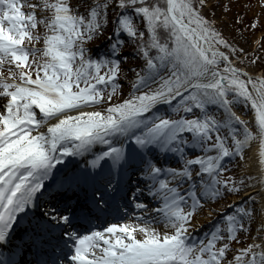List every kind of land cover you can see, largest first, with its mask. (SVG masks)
Returning <instances> with one entry per match:
<instances>
[{
	"label": "rangeland",
	"instance_id": "obj_1",
	"mask_svg": "<svg viewBox=\"0 0 264 264\" xmlns=\"http://www.w3.org/2000/svg\"><path fill=\"white\" fill-rule=\"evenodd\" d=\"M15 1V45L6 47L4 54L0 52L4 60L3 63L0 57V95L4 97L1 101L3 107L13 103L24 106L15 117L4 114L2 116L11 118L16 124L23 123V120L29 118V114L36 110L37 117L40 118L36 131H39L44 125L43 116L50 117L47 115V105L61 107L56 109L60 114L63 113L61 111L74 108L81 102H87L96 104L95 113L100 116L97 119L108 116V120L102 122L106 125L131 109L142 108L155 94L156 85H167L165 89L170 91L172 86L180 85L195 72L190 68L192 60L186 69L185 64L193 56L184 48H181L179 57L161 58L157 67L152 68L146 64L145 72H136L133 67L139 60L134 61L136 49L130 46L131 51L125 49L122 53L127 60H120L122 64L119 70L123 76L120 81L121 95L110 101L102 94V91L105 92L104 87H108L107 82L94 86L92 84L96 82L97 75L88 76L85 73L84 65L88 61L91 62L89 54L95 50L94 47L85 45L86 48L81 49L85 59L81 61L79 69L82 74L78 77L67 69L73 61L70 59L68 62L65 59V55L71 58L70 55L77 49L69 36L77 27L81 28L83 33H93L99 40L97 46H101L102 41L103 44L110 43L107 36L115 22L111 17L110 7L103 9L107 8L104 7L106 0H32L34 4L30 8L26 0ZM195 1L194 5H188L189 13L185 14L186 17L195 24L200 23L208 32L210 42L227 52L238 67L256 76L260 74L264 78L262 1ZM182 33L193 40L189 33ZM122 34L124 37L130 35L128 29L123 30ZM163 55L168 57L169 54ZM144 56L145 52L142 51L139 57L142 64L146 62ZM210 60L211 67L217 64L219 72L220 69L226 71L221 70L220 75L228 76L226 79L232 91L223 89L219 84L214 92L200 93L204 103H200L201 112L197 113L202 118L208 112L204 117H209L205 122H200L199 126L205 130H217L216 135H210L208 132L210 137L203 140L201 133L192 134L187 120L177 114L170 119L169 127H163L157 109L148 119L143 120V123L148 124L147 133L157 131L173 136L179 133L174 130L175 127L182 132L183 136L175 140L173 138L176 146L169 151V155L178 157L183 163L180 169L175 165V170L187 173L189 164L200 162L197 168L193 166V171H197L201 176L192 179H196V187H201L193 197L187 198L183 215L179 216V230L188 225L200 227L217 216L212 235L210 238L205 237L204 246L207 249L204 264H264V194L259 190L249 197L247 195L258 190L261 182L248 165L250 151L254 147L256 150L259 148L264 160V115L260 110L261 99L253 94L243 76L232 73L220 57L214 56ZM260 66L263 68H259ZM163 74L169 77L157 79ZM165 78L167 80L161 84ZM256 84L264 90V84L258 80ZM88 88L89 91L86 92ZM68 90L71 94L67 93ZM208 93L213 100L209 98ZM20 97L21 101H18L17 98ZM67 100L69 105H66ZM17 106L19 105L13 107ZM190 106L187 109L192 110ZM209 106H212L211 110ZM194 112L195 110L187 114L191 116ZM197 120L191 119L189 122L198 127ZM67 127L71 128L70 125ZM4 128L3 120L0 119V130ZM249 141L250 144L247 143ZM222 169L224 172L218 175ZM188 211L193 213L191 218L187 214ZM182 234L184 235V232ZM203 248L197 252L203 251Z\"/></svg>",
	"mask_w": 264,
	"mask_h": 264
},
{
	"label": "bare ground",
	"instance_id": "obj_2",
	"mask_svg": "<svg viewBox=\"0 0 264 264\" xmlns=\"http://www.w3.org/2000/svg\"><path fill=\"white\" fill-rule=\"evenodd\" d=\"M5 13L6 22L4 24V28L10 29V33L8 35L11 38L16 34L14 13L13 10L9 7L6 9ZM12 42H14V39L12 38L11 40L9 39L8 41H6V43ZM203 55L205 59L202 65V69L199 75L194 80V83L204 86H214L218 77L217 74L211 69L209 58L214 57L215 55H210L207 52H203ZM258 76L262 77L260 74ZM251 91L256 97H258L259 94L256 93L257 91L253 89H251ZM17 110L18 108H13L10 109V112H16ZM97 117L100 116L97 115L92 109L80 110L69 115L59 116L51 122H48L47 128L50 131L45 130L43 131V133H46L49 136L54 128L62 126L66 121H71L73 118H75L76 121H80L81 123H85L88 118H94L92 122L87 123L89 125H93L98 120L96 119ZM12 123H6V130H9V132L5 137L7 141H10V144L6 145L3 150H0V182L7 177L11 179V183L2 192L3 197L0 200V213L5 210L6 203L13 194L15 181L20 180L21 182H24L23 188H28L31 184L37 181L38 178L51 173L54 169V163H49V165L41 167V164L38 163L40 157H30L34 152L25 151V146L21 147L17 145L21 141L28 140L29 133L22 128H18L17 130H15ZM52 134L55 135V133ZM40 135L41 134L38 133L33 140L28 141V146H31L34 141L39 138ZM7 141H5L4 143H7ZM250 153V162L248 164L249 168L255 173V175L259 177V179H261V182L259 183L260 188L258 190L254 189L255 191H251L250 194L247 193L248 197L253 195L255 192H259V190L264 194V160L262 158V153L259 151V148L258 150H256V147H254L250 151ZM150 208L151 205H148V207L145 209L150 210ZM150 215H154L156 219H153L148 223L139 222V219L127 220L125 223L126 226L119 230L120 236H114L113 239L111 235H113L114 233L113 230H111V227L109 229H106L109 235L108 239H110V241L105 243L106 237H104L102 239V242L115 251L117 248H122L121 251H117L121 256L125 254L124 247L133 245L134 248H138V244L141 243L143 244L142 250L146 251L150 255H154L158 252H162V250H166V253L168 251L173 254V256L169 257L181 258L185 252L186 247L188 246L180 245V237H174L176 234L173 230V221L169 220L166 225H160L161 223L158 221V219L161 215L153 212H151ZM165 230H167V233L165 232ZM171 240L173 242L177 241V243L167 249H164V247ZM137 242L139 243L135 245ZM137 253L138 251H133L131 253L128 252V257L134 259L137 257ZM104 258L106 257H103L102 259Z\"/></svg>",
	"mask_w": 264,
	"mask_h": 264
},
{
	"label": "trees",
	"instance_id": "obj_3",
	"mask_svg": "<svg viewBox=\"0 0 264 264\" xmlns=\"http://www.w3.org/2000/svg\"><path fill=\"white\" fill-rule=\"evenodd\" d=\"M115 3L114 6L118 7L120 12L126 13V15L133 19L136 29L137 27L140 28L139 25L142 24L141 30L135 34L134 39L140 47H145L149 50L151 55H154L157 50L153 49L152 42L157 43V48L179 45L178 41L180 37L167 17L165 0H116ZM195 3V0H177L179 7L182 5H194ZM138 9L142 12L140 15ZM194 21L196 22V20ZM197 25L208 36L206 29L200 23ZM149 30L152 31L150 37L140 36V32L142 35H146ZM259 68H263V66Z\"/></svg>",
	"mask_w": 264,
	"mask_h": 264
},
{
	"label": "water",
	"instance_id": "obj_4",
	"mask_svg": "<svg viewBox=\"0 0 264 264\" xmlns=\"http://www.w3.org/2000/svg\"><path fill=\"white\" fill-rule=\"evenodd\" d=\"M171 1H172V0H171ZM171 12H172V7H171ZM173 16H174V15H173ZM174 17H175V16H174ZM175 18H176V17H175ZM179 21H181V20H179ZM181 22H183V21H181ZM183 24H184L186 27H189V26H187L184 22H183ZM189 28H191V29L193 30V32L195 33L196 37H197L198 40L201 42V44L204 45V46L206 47V49H207L209 52H213L212 50H210V49L208 48L207 42L201 37V35H200L195 29H193L192 27H189ZM226 57H227V56H226ZM226 59H227V62H229L231 68H232L235 72L240 73V74H243L244 76H246V78L248 79L249 83L251 84V79H252L254 76H253V75H249V74L246 73L244 70H240V69L235 68V67L232 65V63H230V61L228 60V58H226ZM256 89H257V88H256Z\"/></svg>",
	"mask_w": 264,
	"mask_h": 264
}]
</instances>
